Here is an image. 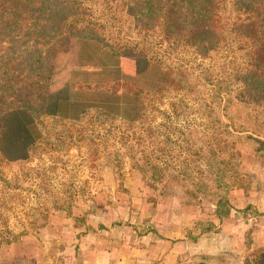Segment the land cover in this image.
Wrapping results in <instances>:
<instances>
[{
    "label": "rangeland",
    "instance_id": "rangeland-1",
    "mask_svg": "<svg viewBox=\"0 0 264 264\" xmlns=\"http://www.w3.org/2000/svg\"><path fill=\"white\" fill-rule=\"evenodd\" d=\"M65 1L53 10L63 8L57 16L67 20L55 26L66 34L50 41L56 55L48 96L52 106L70 100L69 119H44L41 131L53 136L52 143L27 160L10 161L25 156L24 138L13 137L19 117L0 113V153L10 158L0 154V264H38L49 246L42 229L55 216L81 225L100 214L122 224L133 211L184 210L201 218L195 229L203 233L195 240L218 232L210 218L220 197L234 207L244 194L264 190V103H245L254 46L238 31L258 18L257 7L247 11L241 5L246 0H215L220 42L203 57L184 39L169 40L163 26L144 30L133 0ZM259 9L260 18L264 5ZM89 31L101 43L84 39ZM28 32L0 28V61L25 67ZM41 42L39 47H52ZM167 68L186 70L195 94L161 91ZM96 107L118 118L100 122ZM85 109L93 110L82 118ZM136 111L141 120L133 123Z\"/></svg>",
    "mask_w": 264,
    "mask_h": 264
},
{
    "label": "trees",
    "instance_id": "trees-1",
    "mask_svg": "<svg viewBox=\"0 0 264 264\" xmlns=\"http://www.w3.org/2000/svg\"><path fill=\"white\" fill-rule=\"evenodd\" d=\"M65 2V0H0V28L2 31L14 33L22 31L24 27L30 30L27 33L28 37L26 36L27 40L23 50L24 56L27 58L25 67L21 64L10 65L5 59L0 61V113L12 111L19 117L13 137L18 139L17 136H23L24 152L26 153L23 158L10 161L27 160L29 153H34L40 145L52 143L53 136L48 135L49 132L44 134L41 131L42 128H45V120L69 119L67 111L70 100L60 98L52 106L48 96L53 73L52 61L56 55V48L51 45L50 41L66 34L63 27L55 28V26L60 22L65 24L67 20L63 16L60 18L57 16L62 11L64 12L63 8L56 13L53 10L61 7ZM241 5L247 11H254L257 7L258 15L256 20H250L248 23L238 26L240 34L246 36L254 46L251 71L245 78L242 94L247 98L245 103L247 101L254 104L264 103V16L259 18V13H261L259 8L264 5V0H246ZM131 6L135 18L144 30H154L163 26L164 33L169 40L184 39L203 57L210 56L220 42L217 32L220 18L215 12V0H133ZM82 36L84 39L101 43V36L97 32L89 31L83 33ZM34 39L36 44L26 45ZM42 40H45L44 44H49L52 47L49 49L39 47ZM13 43L18 45L15 40ZM108 47L115 57L121 55L116 47ZM138 65L140 72H143L144 67H141L139 62ZM24 73L27 74L23 77ZM163 73L161 80L166 85L161 91L175 92L186 97L195 94L194 79L186 70L167 68L163 69ZM91 110H82L80 116L85 117ZM93 111L95 112L94 117L103 123L118 118L102 107H96ZM139 115V112L136 111L133 123L141 120L138 119ZM74 119L72 118V121ZM35 128L38 129V135H35ZM2 134L0 128V141ZM230 135L232 134L230 133ZM83 137L86 139L85 136ZM0 154L3 159H10L3 152ZM232 210L233 207L231 204L228 205L227 199L220 197L217 200L216 215L220 220L229 218ZM244 264H264V249L251 254L245 259Z\"/></svg>",
    "mask_w": 264,
    "mask_h": 264
},
{
    "label": "crops",
    "instance_id": "crops-1",
    "mask_svg": "<svg viewBox=\"0 0 264 264\" xmlns=\"http://www.w3.org/2000/svg\"><path fill=\"white\" fill-rule=\"evenodd\" d=\"M239 202L223 223L216 215L210 218L218 232L196 240L202 232L195 221L201 218L184 210L133 211L122 224L100 214L81 225L75 218L55 216L42 229L49 246L38 264H225L222 258L243 264L247 253L264 248V190L244 194Z\"/></svg>",
    "mask_w": 264,
    "mask_h": 264
}]
</instances>
